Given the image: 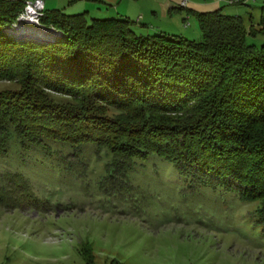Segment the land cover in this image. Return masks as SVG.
Listing matches in <instances>:
<instances>
[{
	"label": "trees",
	"instance_id": "1",
	"mask_svg": "<svg viewBox=\"0 0 264 264\" xmlns=\"http://www.w3.org/2000/svg\"><path fill=\"white\" fill-rule=\"evenodd\" d=\"M25 1L0 0V81L17 83L0 91V152L12 133L23 147L93 143L113 154L112 175L156 154L193 183L259 200L264 233V42L246 41L264 36V8L249 30L221 7L192 10L201 39L190 40L138 34L127 16L46 10L42 0L33 27L44 36H18L10 29Z\"/></svg>",
	"mask_w": 264,
	"mask_h": 264
},
{
	"label": "rangeland",
	"instance_id": "2",
	"mask_svg": "<svg viewBox=\"0 0 264 264\" xmlns=\"http://www.w3.org/2000/svg\"><path fill=\"white\" fill-rule=\"evenodd\" d=\"M87 1L44 4L66 14L87 11V20L121 16L115 4L99 1L86 8ZM133 1L123 0L118 11L129 14L136 33L201 39L194 12L178 9L177 0H164L173 9L162 0ZM186 2L195 11L218 5L224 14L239 16L247 30L257 28L264 8V0ZM140 12L144 20H137ZM165 23L170 27L163 29ZM246 41L259 47L264 36L247 34ZM16 84L0 81V91ZM47 145L23 147L12 133L7 151L0 152V264H264L259 200L193 183L156 154L135 159L124 175H112L106 167L113 154L105 147ZM73 153L77 157H68ZM15 172L26 180L7 177ZM24 189L30 192L24 195Z\"/></svg>",
	"mask_w": 264,
	"mask_h": 264
},
{
	"label": "built area",
	"instance_id": "3",
	"mask_svg": "<svg viewBox=\"0 0 264 264\" xmlns=\"http://www.w3.org/2000/svg\"><path fill=\"white\" fill-rule=\"evenodd\" d=\"M186 0H180L179 6L185 7ZM43 12L42 0H26L24 8L19 14L18 23H14L10 31L18 36L34 35L35 37L43 36V29H36L33 26H38V20ZM188 23H184L186 26Z\"/></svg>",
	"mask_w": 264,
	"mask_h": 264
},
{
	"label": "crops",
	"instance_id": "4",
	"mask_svg": "<svg viewBox=\"0 0 264 264\" xmlns=\"http://www.w3.org/2000/svg\"><path fill=\"white\" fill-rule=\"evenodd\" d=\"M44 1V0H43ZM99 1H102L103 3H108V4H111V5H114L115 4V6H117L116 8H115V10H117L116 12L117 13H119L118 15H121V16H123V15H128L127 17H130L129 16V14H121V12H119L118 10H119V8H118V6H119V4H120V2H122L123 0H88L87 1V5L86 6H84V7H86V8H88V7H90V6H94V4L95 3H97V2H99ZM126 1V5H129V4H132V2H134L133 0H125ZM163 1V2H162ZM161 1V4L162 3H164V7H165V9H173V8H175L173 5H172V2H170V1H164V0H162ZM179 1L180 0H177V5H178V9H180V8H187L188 10H190V11H194V9L193 8H191V7H188V6H185V7H181V6H179ZM45 5V4H44ZM114 6V7H115ZM219 6L218 5H216V6H214L213 8H210L209 10H214V9H216V8H218ZM203 11V10H202ZM153 13H156V11L155 10H153L152 11ZM124 13H127V12H124ZM141 13V12H140ZM145 14H144V12L143 13H141L140 15H139V17L137 18V20H139V18H141L142 20H144L145 19ZM187 18V17H186ZM189 18V17H188ZM147 19V18H146ZM148 19H150V20H156V19H154V17H152V16H150ZM183 19H185V18H183ZM160 22V21H159ZM161 23V22H160ZM163 25V29H166L165 27H170V26H168L167 25V23H165V24H162ZM165 26V27H164ZM157 27H162V26H160V25H158ZM186 28V27H185ZM170 29V28H169Z\"/></svg>",
	"mask_w": 264,
	"mask_h": 264
},
{
	"label": "water",
	"instance_id": "5",
	"mask_svg": "<svg viewBox=\"0 0 264 264\" xmlns=\"http://www.w3.org/2000/svg\"><path fill=\"white\" fill-rule=\"evenodd\" d=\"M46 35V34H45Z\"/></svg>",
	"mask_w": 264,
	"mask_h": 264
}]
</instances>
